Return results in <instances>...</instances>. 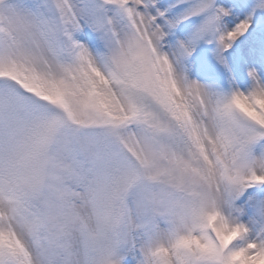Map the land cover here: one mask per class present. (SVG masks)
Returning a JSON list of instances; mask_svg holds the SVG:
<instances>
[{
	"label": "snow or ice",
	"instance_id": "1",
	"mask_svg": "<svg viewBox=\"0 0 264 264\" xmlns=\"http://www.w3.org/2000/svg\"><path fill=\"white\" fill-rule=\"evenodd\" d=\"M0 264H264V0H0Z\"/></svg>",
	"mask_w": 264,
	"mask_h": 264
}]
</instances>
